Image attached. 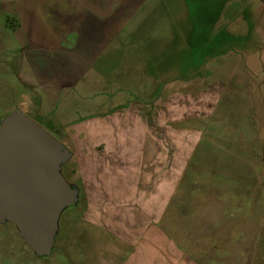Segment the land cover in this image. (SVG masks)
<instances>
[{"label": "crops", "instance_id": "0c3cea01", "mask_svg": "<svg viewBox=\"0 0 264 264\" xmlns=\"http://www.w3.org/2000/svg\"><path fill=\"white\" fill-rule=\"evenodd\" d=\"M1 1L7 8L0 12L15 19L13 31L23 49L19 79L34 88L21 110L40 117L43 108L55 109L76 85L79 90L96 87L102 95L92 101L85 93L71 103L73 108L98 106L94 114L59 122L64 124L60 141L74 164L66 180L78 189L73 231L64 247L69 262L257 264L252 235L262 221L259 205L239 199L228 188L199 185L193 179L198 171H186L196 146L189 134L180 131L170 137L169 123L162 122L165 135L157 137L141 110L145 104L120 106L115 99L125 90L119 82L133 80L130 72L113 73L127 43L118 34L146 0ZM220 15L231 17L225 8ZM112 45L118 49L114 57H101ZM212 90L193 94L194 112L200 113L195 119L213 113ZM71 105L66 102L64 114ZM52 126L57 127L55 122Z\"/></svg>", "mask_w": 264, "mask_h": 264}, {"label": "rangeland", "instance_id": "374dc122", "mask_svg": "<svg viewBox=\"0 0 264 264\" xmlns=\"http://www.w3.org/2000/svg\"><path fill=\"white\" fill-rule=\"evenodd\" d=\"M3 3L0 0V11L7 8ZM224 8L231 13L229 19L220 15ZM133 13L118 34L127 43L117 58L122 63L116 71L113 68L115 77L130 72L133 80L121 77L124 82L118 87L125 90L116 101L120 106L145 104L140 109L148 114L157 137L165 135L159 127L162 122L169 123L170 137L180 131L189 134L196 146L186 171H198L193 179L199 185L225 187L239 199L259 205L262 221L252 239L256 263L264 264V0H146ZM13 23L14 18L6 19L0 12V122L14 109H22L34 89L18 76L23 49ZM114 48L101 57L112 59L118 51ZM195 78L203 82L196 84ZM210 87L214 111L195 119L200 113L194 112L193 94ZM78 88L52 111L46 107L40 117L28 115L60 141L64 127L60 121L74 122L99 108H73L71 103L85 93L92 101L102 96L96 87ZM68 101L71 109L64 114ZM68 160L61 165L65 179L74 172ZM73 213L72 205L62 210L51 253L43 256L25 244L14 224L1 223L0 264H71L64 247L73 231Z\"/></svg>", "mask_w": 264, "mask_h": 264}, {"label": "water", "instance_id": "95a60500", "mask_svg": "<svg viewBox=\"0 0 264 264\" xmlns=\"http://www.w3.org/2000/svg\"><path fill=\"white\" fill-rule=\"evenodd\" d=\"M71 151L21 109L0 122V224L10 222L38 255L51 253L62 210L78 189L61 173Z\"/></svg>", "mask_w": 264, "mask_h": 264}]
</instances>
